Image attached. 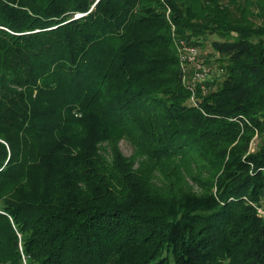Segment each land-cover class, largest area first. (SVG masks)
<instances>
[{
  "label": "trees",
  "instance_id": "16d2710c",
  "mask_svg": "<svg viewBox=\"0 0 264 264\" xmlns=\"http://www.w3.org/2000/svg\"><path fill=\"white\" fill-rule=\"evenodd\" d=\"M262 209L264 0H0V264H264Z\"/></svg>",
  "mask_w": 264,
  "mask_h": 264
},
{
  "label": "rangeland",
  "instance_id": "374dc122",
  "mask_svg": "<svg viewBox=\"0 0 264 264\" xmlns=\"http://www.w3.org/2000/svg\"><path fill=\"white\" fill-rule=\"evenodd\" d=\"M210 40H211V38L203 41L204 42L203 45L198 46V49L200 52L199 58L203 61L204 65L206 67L212 69L213 74H214L212 77L207 78V81H205L203 83V85L205 87H207V83L209 84V83H212L214 81H215V83H217L221 77V74H222L220 62L217 61L218 55L216 56V54H214L212 47L210 46ZM187 68H188V70H187L186 82L189 83L193 79L195 66L192 64H189L187 66ZM258 144H259V138H258V136H255L252 143H251V147H255ZM119 145H120L122 152L127 157H133V156H135V154L136 155L139 154L137 147L131 141H128L126 139H122L120 141ZM189 185L193 186L194 191H196V192L200 191V188L197 185H195L192 181H189Z\"/></svg>",
  "mask_w": 264,
  "mask_h": 264
},
{
  "label": "built area",
  "instance_id": "2783aa9c",
  "mask_svg": "<svg viewBox=\"0 0 264 264\" xmlns=\"http://www.w3.org/2000/svg\"><path fill=\"white\" fill-rule=\"evenodd\" d=\"M176 44H177L179 60L184 72L185 82L187 78V70H188L187 66L189 64L195 66L193 79L189 83L186 82L189 89L193 93L192 100L193 102H195V93L198 90V88H201L206 93L207 88L203 85V83L207 81V78L212 77L214 74L212 69L206 67L203 61L199 58L200 52L198 47L187 44V42L183 39L178 41L176 40ZM260 212L264 215L263 209L260 210Z\"/></svg>",
  "mask_w": 264,
  "mask_h": 264
}]
</instances>
